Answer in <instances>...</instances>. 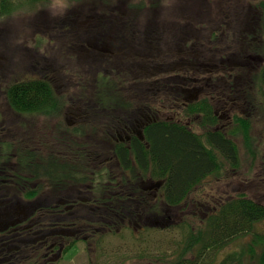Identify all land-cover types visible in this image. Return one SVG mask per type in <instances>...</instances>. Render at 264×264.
<instances>
[{
    "label": "rangeland",
    "instance_id": "rangeland-1",
    "mask_svg": "<svg viewBox=\"0 0 264 264\" xmlns=\"http://www.w3.org/2000/svg\"><path fill=\"white\" fill-rule=\"evenodd\" d=\"M260 2L264 0H80L73 1L75 6L64 15V0H49L33 11L22 10L0 18L1 141L17 142L22 149H35L48 156L50 147L57 149L63 140H76L67 135L68 131L87 122L96 124L99 110L95 104L98 87L95 71L99 61L87 62L84 55L93 49L102 50L101 53L116 55V58L113 65L109 64L111 68L107 62H102L101 70L115 69L116 73L110 72L111 78L123 89L134 88L128 92L124 90L129 95L136 94L140 86L136 100L145 106L151 105L159 119H173L175 109L167 101L175 94L167 88L173 90L178 85L179 112L184 102L208 99L219 115L231 119L234 113H249L252 102H256L250 144L247 146L241 138L232 137L240 151L241 167L235 174L229 171L224 179L225 183H231V188H223L224 185L215 184L211 178L208 181L211 186L196 188L191 199H205L215 191L226 193L220 196L222 198L238 192L264 203V106L258 91L259 67L256 68V59L245 60V54L255 51L251 50L250 39L262 48L259 36L254 38L260 33L258 18L261 12L256 9ZM89 42L93 43L92 47ZM136 52L139 54L136 57L142 60L139 59V65L144 73L130 68L131 56ZM157 63L163 65L156 67ZM41 75L53 77L49 76L65 98L62 110L50 117L18 114L8 103L7 87L15 80L37 79ZM101 116L104 114L99 116L100 121ZM182 121L186 123L187 120ZM98 127L100 132L104 131L102 123ZM193 129L197 134L204 130L198 125ZM89 142L96 145L98 140ZM99 142L101 144L102 140ZM104 146L109 148L107 144ZM146 180L142 185L148 187L151 184ZM152 203L153 200L149 206ZM26 208L27 205L22 204L16 211L26 216ZM193 208H188L192 216ZM179 212L183 210H174L170 221L176 220L183 225L182 221L188 220L197 228L199 219L184 218L186 213L181 217ZM158 221L156 217L148 224L139 222L141 227L124 224L116 235H106L109 231L100 229L102 234L93 239L87 234L90 238L86 240L85 230L82 234H71L66 229L63 235L70 240L77 239L78 243L61 259L59 256L55 261V254L47 258L50 264H155L152 252L157 243L154 237L159 236L161 250L170 249V253L180 236L175 229L159 233L147 228H163L173 223L157 226ZM256 232L264 234V221L256 225ZM251 240V236H246L229 244L218 252L214 264H219ZM254 251L255 257L248 254L244 264H258L261 249L258 246Z\"/></svg>",
    "mask_w": 264,
    "mask_h": 264
},
{
    "label": "trees",
    "instance_id": "trees-1",
    "mask_svg": "<svg viewBox=\"0 0 264 264\" xmlns=\"http://www.w3.org/2000/svg\"><path fill=\"white\" fill-rule=\"evenodd\" d=\"M47 1L0 0V18L22 10L33 11L36 6ZM256 8L263 17L260 31L264 54V2L258 3ZM92 51L84 56L87 62L99 61L98 71H95L98 83L95 104L97 110L104 114L100 117L102 121L98 120L102 115L99 114L96 124L87 122L71 129L67 135L76 140H63L57 149L50 147L48 156L35 149H22L17 142L4 143L0 138V264H50L47 257H52L62 249L63 258L65 252L78 242L63 235L67 233L66 229L78 234L85 230V240L90 237L93 239L99 233L102 234L94 226L114 221H118L120 228L124 224L128 226L129 214L133 208L140 206L139 200H143L142 208H148L150 213L159 211L160 201L165 207L176 208L190 201L195 188L204 186V180L209 175L222 173L225 161L230 163L232 171L241 167L239 148L232 137L241 138L247 146L250 144L251 118L255 116L256 107L253 104L256 102H252V108L246 115L234 113L233 126L227 134L212 129L218 117L210 101L204 99L188 104L184 107V113H179L182 120L190 119V125L181 121L177 123L157 119L143 128L144 140L135 137L130 142L116 143L107 130L118 114L126 117L137 105H144L141 100L139 103L136 100L140 86H137L136 94L131 92L132 96L125 93L134 88L123 89L120 83H114L110 72H115V69L101 70V63L113 65L116 55H106L101 50ZM137 55L136 52L131 56L129 64L138 73L143 70L140 69L141 59ZM89 65L92 67L91 63ZM41 76L37 79L15 80L7 87L8 103L18 114L50 117L62 110L65 101L51 80L52 76ZM257 81L264 106V66ZM101 123L105 126L102 127L103 132L98 127ZM196 124L204 128L203 134L193 130L192 125ZM91 139L98 140L97 144L89 142ZM107 142H113L115 148L103 147ZM43 146L47 148L46 144ZM110 159L114 162L108 163ZM9 165L12 167H6ZM146 179L163 182L160 201L150 206L145 203L146 197L140 195L145 191L142 182ZM77 191L94 193V202L76 206L71 211L66 210L61 202ZM107 193H116L118 198L100 195ZM22 204L27 205L26 216L16 211ZM188 206L189 203L186 208ZM215 206L218 208L215 214L202 221L198 216L199 220H195L197 228L188 220L182 221L183 225L173 222L163 228L147 227L159 233L175 229L180 235L179 241L174 242L176 248H171L170 253V249L161 250L159 236L154 237L157 243L152 252L155 264H214L218 252L246 236L252 237L251 242L224 257L219 264H244L248 254L255 257L254 249L258 246L261 249L258 264H264V234L256 232V225L264 221V203L238 193L224 201H217ZM188 216L194 220L197 214L192 216L189 213L185 218ZM116 233L112 231L106 235ZM148 241L145 243L150 249Z\"/></svg>",
    "mask_w": 264,
    "mask_h": 264
},
{
    "label": "flooded vegetation",
    "instance_id": "flooded-vegetation-1",
    "mask_svg": "<svg viewBox=\"0 0 264 264\" xmlns=\"http://www.w3.org/2000/svg\"><path fill=\"white\" fill-rule=\"evenodd\" d=\"M262 24H263V17L259 16L258 18V25L259 29L262 30ZM259 36V40L262 43V34L261 31L260 33H258L256 36H254V38H257ZM259 42V44H260ZM258 43V42H257ZM93 43L89 42V45L92 46ZM253 43L251 42V45ZM263 45V43H262ZM250 48V47H249ZM247 48V49H249ZM158 49V48H157ZM251 50H255L253 53H247L245 54V60H249V59H256L258 61V64L256 66L259 67V72L262 70L263 66H264V54L263 52V46L262 48L258 47L257 49H253L251 47ZM250 50V51H251ZM102 51V50H101ZM249 52V51H248ZM223 63V62H222ZM161 65H163L162 63L158 64L156 67H160ZM53 81V79H51ZM262 84V82L260 83V85ZM175 88V89H174ZM170 90L172 91V94H175L173 97L175 99L174 104L172 103L171 106L172 108H179V85L177 87H173V90L170 88ZM194 97H187V99L192 100ZM62 99H65L64 97ZM85 104V102H84ZM175 105V106H174ZM138 107H136V109L134 108L133 110H131V112L129 114L126 115V117H123V115H117L116 117L113 118V122L111 123V128H109L107 131L110 135V137L113 139L114 142L118 143V142H130L132 141L133 138L137 137L139 139H141V133L143 132V128L147 125H149L150 123L153 122V109L151 107V105H142L139 104L137 105ZM171 108V107H170ZM177 111V110H176ZM176 111H174L173 113H175ZM103 112L101 110H99V114H102ZM156 114V113H155ZM216 114H218V112L216 111ZM178 115L177 113H175L173 116V119H169V120H175L177 118ZM159 118V115L158 117ZM224 120H226V117L224 116H219V123L218 126L216 127V129L219 130H224L226 127L224 125ZM179 122V120L177 121ZM67 123L69 124V121L67 120ZM107 146L109 148L114 149L115 148V144L113 142H107L106 143ZM112 159L107 160L108 163H111ZM114 162V161H112ZM155 184L151 183V187H153ZM156 189V188H155ZM151 190V189H147L146 191L140 193V195L145 196L146 197V201L145 203L149 204V202L151 201V198H153V200H155L154 202H159L160 201V191L157 190ZM101 196H112L114 195L116 198H118V194L114 193H107V194H100ZM209 195V197H205V199H191L190 201H188L187 203L190 204V206L194 207L192 214H197L196 219H199L198 216L201 217V221L206 219L209 215L211 214H215L218 211V208L214 206L215 203V194L214 195ZM95 194L91 193V192H84V191H77L74 193L73 196L69 195V199H66L65 201L61 202L63 205H65V209L68 211H71L73 208H75L76 206H85L87 204H92L94 202V197ZM143 201V200H141ZM141 201L139 200V204L140 206L133 208V210L131 211V213L129 214V225H137L139 227L140 224L139 222H142V224H148L150 223L154 218L158 217L159 221L158 223H156L157 226H165L166 223L171 224L172 222H177L176 220L174 221H170L171 220V215L173 214V211L176 209L178 210H183V212H179V215L181 217H183V215L185 216L186 214H189L188 212V208H186L187 203H185L183 206L185 207H178V208H167L164 205H162V202H159L160 205V209L159 211H156L155 213H150L148 211V208H142L141 207ZM211 202L213 204V207H210L207 203ZM60 203V204H61ZM185 218V217H184ZM183 220V219H182ZM167 224V225H169ZM119 224L118 221H114L113 223H106V225H100V226H94L95 230H108L109 232L112 231H117L119 232ZM82 229H75V231H81ZM73 234H76V232H73Z\"/></svg>",
    "mask_w": 264,
    "mask_h": 264
},
{
    "label": "clouds",
    "instance_id": "clouds-1",
    "mask_svg": "<svg viewBox=\"0 0 264 264\" xmlns=\"http://www.w3.org/2000/svg\"><path fill=\"white\" fill-rule=\"evenodd\" d=\"M74 3L73 0H64V3L62 5L63 8V14L66 15L67 13H69L73 7H74Z\"/></svg>",
    "mask_w": 264,
    "mask_h": 264
},
{
    "label": "bare ground",
    "instance_id": "bare-ground-1",
    "mask_svg": "<svg viewBox=\"0 0 264 264\" xmlns=\"http://www.w3.org/2000/svg\"><path fill=\"white\" fill-rule=\"evenodd\" d=\"M147 181H149V182H153L152 180H149V179H148ZM159 186H160V185H159Z\"/></svg>",
    "mask_w": 264,
    "mask_h": 264
},
{
    "label": "water",
    "instance_id": "water-1",
    "mask_svg": "<svg viewBox=\"0 0 264 264\" xmlns=\"http://www.w3.org/2000/svg\"><path fill=\"white\" fill-rule=\"evenodd\" d=\"M56 258H58V256Z\"/></svg>",
    "mask_w": 264,
    "mask_h": 264
}]
</instances>
